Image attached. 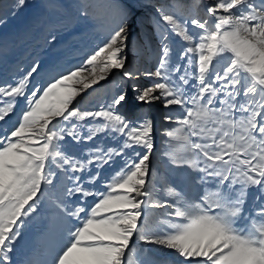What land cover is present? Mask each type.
I'll return each instance as SVG.
<instances>
[{
    "label": "snow or ice",
    "instance_id": "snow-or-ice-1",
    "mask_svg": "<svg viewBox=\"0 0 264 264\" xmlns=\"http://www.w3.org/2000/svg\"><path fill=\"white\" fill-rule=\"evenodd\" d=\"M24 3L16 0L17 7ZM153 7L159 45L154 71L128 66L129 26L120 8L110 38L81 65L47 76L46 86L38 83L29 92L40 68L35 61L14 84L0 85V121L15 111L20 98L26 109L18 125L0 135V264H11L24 220L37 212L45 195L54 209L53 228L68 216L87 212V218L74 230H62L61 244L43 264H166L155 257L128 259L136 252L130 245L134 237L172 250L184 264H264V0H217L207 7L214 25L208 16ZM173 35L186 45L174 64ZM229 55L226 65L218 63ZM114 70L122 79L159 81L143 88L132 84L135 99L161 101L166 110L178 106L179 112L163 114V122L176 125L162 128L173 148L164 154L173 164L200 173L199 185L211 183L214 191L200 195L167 187L163 197L154 195L149 181L156 176L153 121L134 126L119 113L128 98L122 86L107 108L87 111L75 105L82 92ZM108 132L124 137L123 142H101L79 153L70 152L66 143V138L91 142ZM137 146L146 151L133 152L106 183L107 191L98 194L94 186L105 166ZM251 188L258 191L248 205ZM77 194L97 197L90 211L80 205L68 211L66 197ZM146 208L164 210L163 219L154 224ZM239 221L244 223L238 227Z\"/></svg>",
    "mask_w": 264,
    "mask_h": 264
},
{
    "label": "rangeland",
    "instance_id": "rangeland-1",
    "mask_svg": "<svg viewBox=\"0 0 264 264\" xmlns=\"http://www.w3.org/2000/svg\"><path fill=\"white\" fill-rule=\"evenodd\" d=\"M215 2L217 0H25L23 7H17L16 0H0V85L14 84V78L24 75L35 61L40 62V68L38 74L31 79L29 92L36 84L45 83L47 76L81 65L87 59V55L93 54L110 38L111 31L120 22L117 14L120 8L124 9L129 26L127 46L124 52L128 66L154 71L156 67L154 49L159 45L158 37L154 34L152 27L158 19L153 5H162L166 10L177 11L185 15L196 14L203 19L208 16L207 7ZM208 18L210 25H214L215 18L211 16ZM189 27L191 28L190 24ZM194 31L199 32L198 29ZM52 36H55L54 41L51 39ZM171 41L174 64L182 47L186 45H182L180 38L174 35ZM149 45H151V51ZM140 47L145 54H150L148 59L151 64L147 67L142 66L145 64L143 59L140 64ZM228 62H230V55L221 57L218 61L220 65H226ZM140 81L141 84L138 83ZM134 82L143 88L159 81L141 76ZM131 85V80L122 79L120 71L114 70L108 79L82 92L76 99L75 105L87 111L107 108L113 95L118 94L122 86L127 90L128 98L118 106L119 113L123 114L134 126L140 121L148 119L153 121L154 148L151 152V165L156 171V176L150 175L149 181L154 183V195L158 198L163 197L167 187H175L177 191L181 188L187 191H199L200 195L214 191V185L211 183L199 185L200 173L193 172L187 166L173 164L164 154L172 151L173 148L165 143L168 138L161 135L162 128L176 127V125L163 122V114L169 110L174 113L179 112L178 106H170V109L166 110L161 101L148 103L147 107L141 105L135 99L136 93L131 90ZM23 110H26L25 100L20 98L15 111L4 121H0V135L4 134L5 129L10 131L13 126L18 125ZM102 122V120L95 122L88 120L85 123ZM123 139L124 137L118 134L108 132L107 135L97 136L91 142L77 144L70 138H66V143L70 152L79 153L101 142L107 146H115L121 144ZM181 148L182 145H176L178 152ZM144 151L146 150L137 146L129 149L124 156L115 158L112 164L105 166L102 170L94 190L98 194L106 192V183L124 167V162L132 156V153L142 154ZM193 180L197 181V185H193ZM56 184H60L59 179L56 180ZM68 186L71 187L70 184ZM257 191L256 188L249 189L248 205H251L252 196ZM96 199L97 197L82 199L79 194L66 197L68 211H74L77 205L90 211ZM248 205L245 206L246 211ZM37 208L34 215L24 220L19 238L10 253L11 264H43L51 258V253L61 244L62 230L65 228L74 230L75 227L81 226L83 219L87 218V212L82 213L79 218L68 216L59 222L56 228H53L51 216L54 209L47 195L38 202ZM154 210L146 208L144 214L150 216L152 221L155 220V224L163 219L164 210L161 212ZM243 223L239 221L237 226H242ZM130 245L136 250L135 254L129 253L128 255V259L133 261L138 258L155 257L166 261V264H184L183 258L177 256L172 250L145 244L135 237L130 241Z\"/></svg>",
    "mask_w": 264,
    "mask_h": 264
},
{
    "label": "bare ground",
    "instance_id": "bare-ground-1",
    "mask_svg": "<svg viewBox=\"0 0 264 264\" xmlns=\"http://www.w3.org/2000/svg\"><path fill=\"white\" fill-rule=\"evenodd\" d=\"M139 51H140V53H141V55L139 56V58H140V64L142 63V59H143V61L145 62V64H143L142 66H144V67H147V65L149 66V64H151L150 63V59H148V57L150 56V54H145L144 53V51H142V47H140L139 48ZM151 57H152V55H151ZM147 61H148V63H147ZM140 64H138V65H140ZM141 66V65H140ZM137 80H139V79H137ZM135 82H134V80H131V84H134ZM138 83H140L141 84V81L140 82H138ZM139 85V84H138ZM141 105H145L146 107L149 105L148 103H144V102H139ZM154 211H159V212H161L162 210L161 209H155ZM155 214V213H154ZM159 214V213H158ZM155 221V220H154ZM154 221H153V223H154ZM159 222V221H158ZM157 223V222H156Z\"/></svg>",
    "mask_w": 264,
    "mask_h": 264
},
{
    "label": "crops",
    "instance_id": "crops-1",
    "mask_svg": "<svg viewBox=\"0 0 264 264\" xmlns=\"http://www.w3.org/2000/svg\"><path fill=\"white\" fill-rule=\"evenodd\" d=\"M0 130H1V126H0Z\"/></svg>",
    "mask_w": 264,
    "mask_h": 264
}]
</instances>
